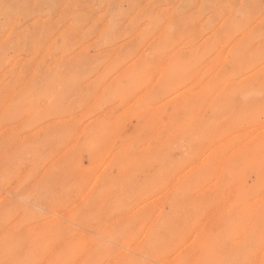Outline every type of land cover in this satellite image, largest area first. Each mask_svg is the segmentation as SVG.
<instances>
[{"label":"rangeland","instance_id":"1","mask_svg":"<svg viewBox=\"0 0 264 264\" xmlns=\"http://www.w3.org/2000/svg\"><path fill=\"white\" fill-rule=\"evenodd\" d=\"M0 222V264H264V0H0Z\"/></svg>","mask_w":264,"mask_h":264},{"label":"bare ground","instance_id":"2","mask_svg":"<svg viewBox=\"0 0 264 264\" xmlns=\"http://www.w3.org/2000/svg\"><path fill=\"white\" fill-rule=\"evenodd\" d=\"M45 39H46V38H45ZM171 85H172V84H171ZM32 203H34V202H32ZM36 205H37V204H36ZM32 209H33V208H32ZM30 210H31V209H30ZM40 214H41V213H40ZM0 223H1V222H0ZM51 234H52V233H51ZM66 240H67V239H66ZM66 240H65V241H66ZM64 247H66L65 244H64ZM70 252H71V251H70ZM149 253H150V252H149ZM85 260H86V259H85ZM86 261H87V260H86ZM185 263H186V262H185ZM181 264H182V263H181Z\"/></svg>","mask_w":264,"mask_h":264}]
</instances>
